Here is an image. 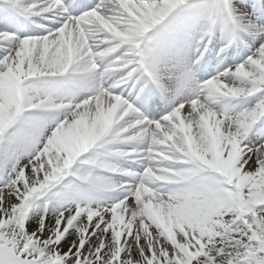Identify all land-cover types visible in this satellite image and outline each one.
Returning <instances> with one entry per match:
<instances>
[{"label": "snow or ice", "instance_id": "snow-or-ice-1", "mask_svg": "<svg viewBox=\"0 0 264 264\" xmlns=\"http://www.w3.org/2000/svg\"><path fill=\"white\" fill-rule=\"evenodd\" d=\"M0 264H264V0H0Z\"/></svg>", "mask_w": 264, "mask_h": 264}]
</instances>
